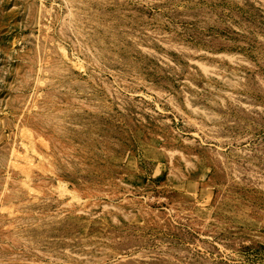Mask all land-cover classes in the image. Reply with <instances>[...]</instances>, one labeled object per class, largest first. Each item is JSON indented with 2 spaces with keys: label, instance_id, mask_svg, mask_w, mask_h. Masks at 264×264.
Instances as JSON below:
<instances>
[{
  "label": "rangeland",
  "instance_id": "1",
  "mask_svg": "<svg viewBox=\"0 0 264 264\" xmlns=\"http://www.w3.org/2000/svg\"><path fill=\"white\" fill-rule=\"evenodd\" d=\"M0 264H264V0H0Z\"/></svg>",
  "mask_w": 264,
  "mask_h": 264
}]
</instances>
